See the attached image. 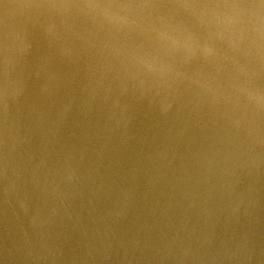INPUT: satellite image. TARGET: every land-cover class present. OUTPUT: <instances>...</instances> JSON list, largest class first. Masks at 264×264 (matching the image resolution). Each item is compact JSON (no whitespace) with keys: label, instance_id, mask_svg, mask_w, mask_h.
Segmentation results:
<instances>
[{"label":"water","instance_id":"obj_1","mask_svg":"<svg viewBox=\"0 0 264 264\" xmlns=\"http://www.w3.org/2000/svg\"><path fill=\"white\" fill-rule=\"evenodd\" d=\"M0 264H264V0H0Z\"/></svg>","mask_w":264,"mask_h":264}]
</instances>
